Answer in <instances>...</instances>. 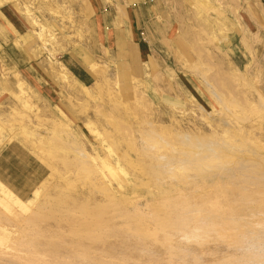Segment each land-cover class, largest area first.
Here are the masks:
<instances>
[{
	"label": "rangeland",
	"instance_id": "rangeland-1",
	"mask_svg": "<svg viewBox=\"0 0 264 264\" xmlns=\"http://www.w3.org/2000/svg\"><path fill=\"white\" fill-rule=\"evenodd\" d=\"M92 1L0 0V9L10 6L27 20L21 38L0 24V148L17 141L45 166L43 180L27 193L10 188L25 201L37 187L42 196L25 220L0 213L10 246L1 250L18 264L37 260V251L41 264H54L52 249L45 248L50 242L63 245L59 263L96 258L100 264H264V216L237 211L258 200L250 193L264 188L245 180L260 170L250 167L255 158L246 148L264 159V108L258 105L264 98V0H105V13L118 11L120 22L113 26L123 36V49L119 40L111 46L98 41ZM139 6L145 21L130 26L126 8ZM79 61L92 75L77 72L87 83L79 80L80 69L73 70ZM27 63L57 88L53 102L25 78ZM194 135L208 145L220 138L219 145L242 148L250 170L241 171L243 159L235 165L225 153L214 162L197 154L188 159L189 152H199L198 139L187 140ZM107 152L111 160L122 157L126 191L135 195L117 208H98L89 197L94 167L102 166ZM217 165L233 176L216 173ZM257 198L264 202L263 194ZM214 215L228 219L190 230L196 218ZM179 219L181 234L169 225ZM103 241L112 247L103 250Z\"/></svg>",
	"mask_w": 264,
	"mask_h": 264
},
{
	"label": "bare ground",
	"instance_id": "bare-ground-1",
	"mask_svg": "<svg viewBox=\"0 0 264 264\" xmlns=\"http://www.w3.org/2000/svg\"><path fill=\"white\" fill-rule=\"evenodd\" d=\"M38 34V33H37ZM42 38V37H41ZM94 63V62H93ZM92 64V63H91ZM95 65H97V64H95L94 63V65L93 66H95ZM65 67V66H64ZM64 67H63V69H64ZM96 67V66H95ZM95 67H93V68H95ZM66 68V67H65ZM99 68V67H98ZM65 70V69H64ZM68 70V69H67ZM94 70V69H93ZM96 71H97V69H96ZM63 74V73H62ZM65 75V74H64ZM68 75H69V73H68ZM66 76H67V74H66ZM65 76V77H66ZM67 79H68V76H67ZM70 79V78H69ZM74 81L76 82L77 80L74 78ZM99 83V82H98ZM21 84H22V82H21ZM98 85V84H97ZM83 87V89L87 92V93H89V94H91V91L89 92V87H87V86H82ZM261 95V94H260ZM258 105H260L259 107H262V108H264V98H263V96H261L260 97V99H259V103H258ZM264 110V109H263ZM94 131H96L97 132V130H93V132ZM106 131V130H105ZM109 131V130H108ZM108 131H107V133H106V135L108 134ZM157 130H155V132H156ZM95 133V132H94ZM157 133V132H156ZM70 134V133H69ZM71 135V134H70ZM98 136L99 135H101V133H99V131H98V134H97ZM102 135H103V133H102ZM104 135H105V133H104ZM213 135V134H212ZM189 135H187V137H188ZM190 136H192V135H190ZM189 136V137H190ZM204 136L206 137V135L204 134ZM204 136H198L197 137V135H196V137H195V135H194V137L192 138H187L186 136L184 137V138H187V140L188 139H191V141L194 139H198L197 141H199V142H197L195 145H194V143H193V145H194V148H195V150H197V151H199V152H192L191 154V157L189 156V154H190V152L189 151H187V153L189 152V154H188V159L189 158H192L193 157V155L195 154H197V157L201 160V158L204 156V157H207L208 158V160L210 161V162H214L215 160H216V158L218 157V154L219 153H225V154H223V155H225V156H228V158L229 159H236L235 160V165L236 164H238V157L239 158H242L243 159V162L242 163H244L243 165H240V166H238L239 168H240V170L242 169V170H250V167H254V168H257V167H255L256 165L257 166H259V168H260V170H262V172L260 171V170H258V168H257V173H258V175L255 177V175H254V172H253V175L254 176H248L247 175V172H245L246 174H244V175H247L246 177H245V180L246 181H255V182H257V183H261V185L264 187V159L261 157V155H259L258 153H252V151L251 150H249V148H246V151L248 152V153H250L249 154V156L250 157H253V158H255L254 159V161L252 162V164L254 165V166H251L250 165V167L248 168L247 166H246V164H248L249 162H250V160L248 161V160H245V156H246V154L244 153V151H242L241 149H239L238 147L237 148H235V147H233V146H228V145H225V144H221V145H219V140H220V138L216 141L215 140V138L213 139V138H211V140H215L214 142H209L210 143V145H208V144H206L204 141H206L205 139L203 140V138H204ZM211 136V135H210ZM214 137L216 136V134L215 135H213ZM213 136H211V137H213ZM218 136V135H217ZM216 136V137H217ZM70 137H72V136H70ZM106 137H108V135L106 136ZM201 137V138H200ZM203 137V138H202ZM219 137V136H218ZM75 138V137H74ZM207 138H210L209 136H208V134H207ZM72 139H73V137H72ZM71 139V140H72ZM107 141V140H106ZM210 141V140H209ZM189 142H190V140H189ZM239 143V142H238ZM109 144V143H108ZM111 144V143H110ZM110 144L108 145L109 147H108V149H112V146H110ZM74 145H75V143H74ZM79 145V144H78ZM103 145V144H102ZM215 145L218 147V150L215 148ZM76 148H78L77 150H82L81 148H79L78 146H75ZM106 147V146H105ZM111 147V148H110ZM156 147H158V145H156L155 146V148ZM243 147V146H242ZM192 148V147H191ZM159 149V147L157 148V150H156V152L157 151H159L158 150ZM206 149V150H205ZM75 150V149H74ZM107 150V149H106ZM203 150H205V151H203ZM108 152L110 151V150H107ZM201 151H203V152H201ZM206 151H208V153L206 152ZM107 152V154H108V156L106 157V158H103V159H101V161H102V166H100V165H98L99 163H97L96 165V167H94V170L92 169V168H90L89 167V162H87V165H88V167L89 168H87V170L89 169V171L92 169L93 171H94V174H95V178H92V180H91V182L89 183V186H90V184H92L91 186H95V187H97L98 189V191H99V193H100V191H101V196L99 197V196H97L96 194L94 195V191H95V187L93 188H91V193H90V198H93L94 197V199H95V202H96V206L99 208V207H102L103 205H100V204H104V203H106L107 205H109L108 203H111V204H114V205H116V208L118 207V204L120 203V202H122V201H127L128 200V198L131 196V195H134L133 193L130 195H128V193H127V191H126V188H125V184H127L126 182H129V178L127 177V176H124V177H122L121 176V173L124 171V169H122V167H121V160H122V157H121V160H120V156L118 157V159H115V160H111L112 158H109V153ZM111 152V151H110ZM113 152H115L114 150H113ZM78 153V152H77ZM77 153H76V156H77V158H78V155H77ZM80 153H84V152H80ZM183 153V152H182ZM186 153V154H187ZM111 154V153H110ZM82 155V154H81ZM184 155H185V152H184ZM80 156V155H79ZM82 156H86V157H88V161H90V159H94V160H97L98 161V157H95V156H92V155H90L89 153H87L86 151H85V153L82 155ZM116 156V155H115ZM111 157V156H110ZM186 158H187V156H185ZM41 158V157H40ZM90 158V159H89ZM81 159V158H80ZM87 160V159H85V158H82L81 159V161L82 160ZM100 159V158H99ZM86 162V161H85ZM255 162V163H254ZM82 163V162H81ZM84 163V162H83ZM92 163V162H91ZM86 164V163H85ZM84 164V165H85ZM83 165V164H82ZM83 165V166H84ZM93 165V164H92ZM215 168V170H216V173H218V174H220V173H225V174H227V175H229V177H232L233 176V174L231 175V173H232V171L231 170H228L227 168H225V167H223V166H219V165H217V166H215L214 167ZM241 170V171H242ZM260 171V172H259ZM252 172V171H251ZM92 173V172H91ZM122 174H124V172L122 173ZM125 174H127V173H125ZM248 174H250V173H248ZM231 175V176H230ZM67 177V176H66ZM112 177V178H111ZM113 179H116L117 181H118V183H119V186L117 187V186H115L114 185V183H113ZM119 179L121 180V182L119 181ZM66 180V179H65ZM71 183V182H70ZM69 183V184H70ZM249 184H251V183H249ZM217 185V183H215V187H217L216 186ZM238 185V184H237ZM240 185V184H239ZM247 184H245V186H246ZM219 186V185H218ZM236 186V185H235ZM252 186H253V184H252ZM88 187V186H87ZM239 187V186H238ZM250 187V186H249ZM42 188V187H41ZM89 188V187H88ZM241 188H244V187H241ZM256 188V187H255ZM258 188H260V187H258ZM93 189H94V191H93ZM206 189H207V186L206 187H202V190L203 191H206ZM249 189V188H248ZM96 190V191H97ZM195 190H196V188H195ZM238 190H240V189H238ZM237 190V191H238ZM247 190V189H246ZM35 191V196L33 197V198H29L28 199V201H25V200H23L19 195H17L15 192H13V190H10V188L9 187H7L1 180H0V213H2L3 215H5V216H7L8 218L9 217H11V218H15V219H18V218H21V217H23V219L24 218H26V217H29V215L30 214H32L33 212H34V210L39 206V202H38V200H40L39 199V197L40 196H42V190H40L38 187L34 190ZM89 191V192H90ZM179 191V190H178ZM202 191V192H203ZM257 191H258V189H257ZM182 192V191H181ZM239 192V191H238ZM81 193V192H80ZM135 193V192H134ZM233 193V192H232ZM231 193V194H232ZM89 194V193H88ZM250 194H252V195H255V197H254V199H258V200H260L259 198H257L258 197V195H260V194H263V199H264V188L262 189V190H260L259 189V191L256 193V190H255V192L254 193H250ZM237 195V194H236ZM135 196V195H134ZM156 196V195H155ZM155 196H154V198H155ZM232 196V195H231ZM41 198V197H40ZM89 198V199H90ZM134 198H136V197H134ZM153 198V197H152ZM153 198V199H154ZM200 198V197H199ZM87 199V198H86ZM130 199H131V197H130ZM129 199V200H130ZM88 200V199H87ZM128 200V201H129ZM133 200V199H132ZM132 200L130 201V202H132ZM136 200H137V198H136ZM258 200H255V202H253L251 205L250 204H248V207L247 208H243L242 209V211H239V210H237L239 213L241 212L242 214H244L245 216H247V217H252L253 216V218H257V217H261V216H264V202L262 201V202H259ZM127 201V202H128ZM146 201V200H145ZM149 201V199L147 200V202ZM91 202V201H90ZM94 202V203H95ZM133 202H135V201H133ZM92 203H93V201H92ZM129 203V202H128ZM136 203V202H135ZM150 203V201L148 202V204ZM262 203V204H261ZM123 204H125L124 202H123ZM137 204V203H136ZM147 204V203H146ZM176 204V203H175ZM259 206H258V205ZM260 204H261V206H260ZM98 205H100V206H98ZM126 206H127V204H125ZM125 205H122V206H125ZM138 205V204H137ZM221 205V204H220ZM224 205V204H223ZM174 206H176V205H174ZM119 207H121V206H119ZM136 207V206H135ZM238 207V206H237ZM236 207V208H237ZM136 208H138V206L136 207ZM141 208V207H140ZM235 208V209H236ZM143 209V208H142ZM233 209V208H232ZM235 209H234V211H235ZM259 210V212L260 211H262L261 213H259V214H256V215H253V211L255 212V210ZM107 210V209H106ZM116 210H118V209H115V211ZM120 211V210H119ZM138 211H139V209H138ZM222 212V211H221ZM117 213V212H116ZM220 213V212H219ZM135 214H137V213H135ZM91 215L93 216V213H91ZM189 215H191V214H189ZM128 216H129V214H128ZM133 216V215H132ZM2 217V215L0 216V218ZM125 217V216H124ZM123 217V218H124ZM6 219V218H5ZM27 219V218H26ZM88 219V218H87ZM132 219V218H131ZM181 219H183V218H181ZM185 219V218H184ZM187 219V218H186ZM195 219V218H194ZM228 218L227 217H223V216H221V215H214L213 217H211V218H209V217H207V218H196L195 220V223L197 224L196 226H193V224H194V222L192 223V228L190 229L191 231H193V229H195V230H199V229H204L205 230V228H206V224H207V222H211V223H218V222H221V221H225V220H227ZM14 219H12V221H13ZM25 220V219H24ZM90 220H91V222L90 223H92L93 222V220L94 219H92V218H90ZM89 220V221H90ZM126 220V219H125ZM128 220V219H127ZM177 220V219H176ZM180 220V219H179ZM192 220V219H191ZM11 221V222H12ZM20 221H22L21 219H20ZM129 221V220H128ZM127 221V222H128ZM134 221V220H133ZM141 221V220H140ZM171 221V220H170ZM263 221L261 220V223H262ZM89 223V222H88ZM98 223H99V221H98ZM175 222H170V227H175L176 226V228H177V231L180 233V232H184V230H185V228H184V223H183V221H179V223L178 222H176L175 224H174ZM264 223V222H263ZM263 223L261 224L262 226H263V228L262 229H258L259 231H260V233L262 232L263 234H264V225H263ZM4 224V223H3ZM95 224V223H94ZM203 224H204V226L205 227H203ZM210 224V223H209ZM136 225V224H135ZM139 225V224H138ZM168 225V226H169ZM15 226V225H14ZM20 226V225H19ZM145 226V225H144ZM211 226H213V225H211ZM253 226V225H252ZM86 227V226H85ZM115 227V226H114ZM135 227V226H134ZM190 227V226H189ZM258 227V226H257ZM8 227H5V225H0V263H2V264H4L5 262H7V263H9V264H18V262H16V261H14L13 259L15 258V257H10L9 255V252L10 251H8V249L6 250V251H8V254H7V252L5 253V251H3V250H1V248H7V247H10V246H7L8 244V240H9V238H8V236H7V233H9V230L7 229ZM89 228H90V226H89ZM92 228V227H91ZM90 228V229H91ZM122 228V227H121ZM142 228V227H141ZM141 228H139V229H141ZM214 228H215V226H214ZM253 228V227H252ZM93 229V228H92ZM128 229V228H127ZM189 229V228H188ZM188 229H186L187 231H188ZM219 229V228H218ZM122 230V229H121ZM189 232V231H188ZM254 232H255V230H254ZM175 233V232H174ZM191 233V232H190ZM194 233V232H193ZM252 233V232H251ZM181 234V233H180ZM199 234V233H198ZM250 234V233H249ZM216 235V234H215ZM242 235V234H241ZM244 235V234H243ZM252 235V234H251ZM211 236V235H210ZM238 236V234L236 235V237ZM134 237V236H133ZM252 237V236H251ZM254 237V236H253ZM129 238V237H128ZM131 238V237H130ZM242 238V237H241ZM135 239V238H134ZM244 239V238H243ZM251 239V238H250ZM256 239V238H255ZM86 240V239H85ZM94 240V239H93ZM96 240V239H95ZM210 240V239H209ZM262 240V239H261ZM260 240V241H261ZM144 241V240H143ZM246 241V240H245ZM244 241V242H245ZM257 241H259V239L257 240ZM120 242V241H119ZM118 242V243H119ZM215 242H217V241H215ZM247 242V241H246ZM250 242V241H249ZM252 242V241H251ZM56 243V242H55ZM73 243V242H72ZM150 243V242H149ZM200 243V242H199ZM42 244V243H41ZM112 244L113 243H111V245L110 244H108L107 242H105V241H103L102 242V244H101V246H102V248H103V250H107L108 249V247H112ZM205 244H207V243H205ZM241 244V243H240ZM257 244V243H256ZM78 245L79 246H82V247H88V245H87V243H85V242H82V241H80V242H78ZM77 245V246H78ZM94 245H95V243H94ZM202 245V244H201ZM260 245V244H259ZM35 246V245H34ZM76 246V247H77ZM240 246V245H239ZM12 247V246H11ZM202 247V246H201ZM208 247V246H207ZM218 247V246H217ZM232 247V246H231ZM250 247V246H249ZM37 248H38V245H37ZM45 248H48V249H52V253H53V255H54V258L56 259V260H53V262H54V264H75L73 261L71 262L70 261V259H67V260H63V262L62 263H59L58 262V259L61 257L60 256V254L62 253L61 252V250H62V248H63V245H56V244H51V242L50 243H46L45 244ZM139 248V247H138ZM191 248H193V247H191ZM190 248V249H191ZM200 248V247H199ZM242 248V247H241ZM252 248V247H251ZM65 249V248H64ZM71 249V248H70ZM167 249V248H166ZM173 249V248H172ZM252 249H254V248H252ZM18 250V249H17ZM73 250V249H72ZM143 250V249H142ZM192 250V249H191ZM30 251V250H29ZM64 251H66V249L64 250ZM71 251V250H70ZM205 251V250H204ZM68 252V251H67ZM173 252V251H172ZM202 252V251H201ZM210 252V251H209ZM70 253H72L74 256L76 255L77 256V254H76V252H74V251H71ZM35 255L34 256H36V257H38V259L37 260H32V262L30 261V262H28V260L26 261V263H23L22 262V264H41V258L38 256L39 255V251H37L36 253H34ZM43 254V253H42ZM46 254H47V251H46ZM67 254V256L66 255H64V256H66L67 258L69 257L68 256V253H66ZM203 254V253H202ZM51 255V254H50ZM204 255V254H203ZM11 256H14V255H12L11 254ZM60 256V257H59ZM70 256H71V254H70ZM176 256V255H175ZM260 256V255H259ZM78 257V256H77ZM199 257V256H198ZM62 258V257H61ZM74 258V257H73ZM87 258V257H86ZM263 261H264V259H262ZM56 262V263H55ZM222 262V261H221ZM224 262H225V260H224ZM256 262H257V260H256ZM47 263H51V260L50 261H47ZM237 263V262H236ZM239 263V262H238ZM79 264H100L99 262H98V260L95 258V259H93V258H88L86 261H84V262H80ZM169 264V263H168ZM240 264V263H239ZM244 264V263H243Z\"/></svg>",
	"mask_w": 264,
	"mask_h": 264
},
{
	"label": "crops",
	"instance_id": "crops-1",
	"mask_svg": "<svg viewBox=\"0 0 264 264\" xmlns=\"http://www.w3.org/2000/svg\"><path fill=\"white\" fill-rule=\"evenodd\" d=\"M105 3V0L92 1V6L96 14L94 27L96 29L97 39L100 43L109 46L114 45L119 40L120 46L124 43L123 36L119 37L118 32H116L115 27L113 26V23L120 22L117 16L118 11L115 9L116 12H114V15H110L111 13L109 14L108 12L105 13ZM126 11L125 17L126 14L127 17L124 19V22H131V24L129 23L130 26L135 27V25L138 26V24H140V21H145L140 6L138 8L135 7L132 11H129V9L126 8ZM0 24L6 29H10L13 35L19 34L18 36H20V38L26 34V18L10 6L4 5V7L0 9ZM120 48L123 49V46L121 45ZM32 63H27L25 69H23L25 72V78L33 82L38 90H40L48 100L53 102L58 95L57 88L55 89L52 85L44 81L45 76L41 75L40 72H37L34 65L30 66ZM83 65L82 62H80L79 65L78 63H74L72 67L74 71L76 68L80 69L76 71V73L85 72L84 76H87L88 74L91 75ZM77 75L81 82H88L86 79L82 78L80 74L77 73ZM21 82L22 81L20 80V83ZM0 153V180L9 188H13L15 191L19 192V194L27 193L28 190L33 189L39 182H41V180H43L45 166L41 165L37 159L33 158L29 152H27V149L23 147L22 143L10 141L0 148Z\"/></svg>",
	"mask_w": 264,
	"mask_h": 264
}]
</instances>
